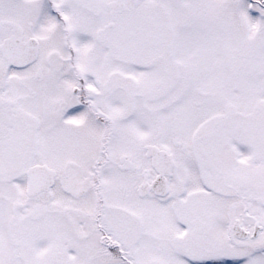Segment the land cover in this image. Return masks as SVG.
<instances>
[{"label": "snow or ice", "instance_id": "1", "mask_svg": "<svg viewBox=\"0 0 264 264\" xmlns=\"http://www.w3.org/2000/svg\"><path fill=\"white\" fill-rule=\"evenodd\" d=\"M0 264H264V0H0Z\"/></svg>", "mask_w": 264, "mask_h": 264}]
</instances>
